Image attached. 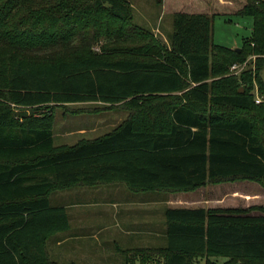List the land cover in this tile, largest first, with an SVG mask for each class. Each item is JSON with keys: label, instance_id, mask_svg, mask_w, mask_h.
<instances>
[{"label": "trees", "instance_id": "1", "mask_svg": "<svg viewBox=\"0 0 264 264\" xmlns=\"http://www.w3.org/2000/svg\"><path fill=\"white\" fill-rule=\"evenodd\" d=\"M232 13L253 18L239 50L214 43L207 13L175 12L160 45L128 0H0V264H79L49 252L70 227L67 209L50 204L57 191L264 186V102L252 92L256 82L264 98V0ZM252 55L255 69L229 74ZM82 101L122 103L129 115L101 136L55 145L53 109ZM253 209L264 211L168 207L165 246L120 252L125 264H264V214Z\"/></svg>", "mask_w": 264, "mask_h": 264}, {"label": "crops", "instance_id": "2", "mask_svg": "<svg viewBox=\"0 0 264 264\" xmlns=\"http://www.w3.org/2000/svg\"><path fill=\"white\" fill-rule=\"evenodd\" d=\"M169 39L165 38L167 45L170 43ZM63 105L90 109H85L87 113L72 115L70 119L64 117L61 123L62 140L58 144L53 131L55 145L70 144L71 138L76 142L85 137H97L101 130L110 125H119L128 113L121 106L122 103L82 101ZM102 105L110 106L106 108L112 111L111 120L100 116V111L97 112ZM112 106L115 107L111 108ZM157 196L159 195L156 193L131 191L121 183L76 187L51 194L50 204L65 207L70 221V227L54 235L50 241V244L53 242V249L50 247L51 257L60 262L115 264L116 253L125 259L120 249L165 246L166 209L199 206H178V195L177 201H174L176 204L167 205L168 202H164L167 197L159 200ZM200 199L212 201L206 197ZM200 199L196 201H202Z\"/></svg>", "mask_w": 264, "mask_h": 264}, {"label": "rangeland", "instance_id": "3", "mask_svg": "<svg viewBox=\"0 0 264 264\" xmlns=\"http://www.w3.org/2000/svg\"><path fill=\"white\" fill-rule=\"evenodd\" d=\"M133 8L134 20L133 22L140 27L147 29L151 32L154 38L159 42L160 45L166 44L168 37L173 31V14L178 11L184 12H201L207 13L214 17V28H213V40L215 44L227 46L230 48L241 47L252 34L253 18L251 16L241 15L232 13L242 5L244 0H128ZM105 41L93 46V51L101 52V45ZM154 44V43H153ZM131 46V42L128 43ZM167 45V44H166ZM156 48H159L157 44H154ZM150 56H155L151 55ZM252 61V60H251ZM251 61L249 66H251ZM249 67V68H250ZM230 75L231 70H230ZM256 84V82H254ZM263 97V96H262ZM62 107V108H60ZM106 105L99 107L97 112H101L100 116L105 119H112L111 109H107ZM115 106H112L113 108ZM85 109L89 107L79 106H57L53 109V124L52 128L57 136L56 143H60L62 140V128L61 123L64 121V117L70 119L72 115L87 113ZM28 116L35 115L44 116L48 115L52 109L42 108L33 111L31 108L23 109ZM129 113H127L126 118ZM110 117V118H109ZM22 119L21 117H19ZM125 118V119H126ZM124 119V120H125ZM114 128L110 125L108 128L100 131V135L109 132ZM109 129V131H108ZM106 130V131H105ZM105 131V132H104ZM103 132V133H102ZM98 137V136H97ZM88 137L85 139H91ZM95 138V137H94ZM83 139V138H82ZM81 140V139H79ZM78 140V141H79ZM73 138L68 145L77 143ZM62 145V144H59ZM125 186V185H124ZM76 188V187H75ZM146 193H156L159 196V200L166 198L167 205H173L177 202L178 195V206H191L198 205L199 207H205L210 209H226V208H241V209H252L254 206L264 207V186L256 181L250 180H236V181H224L220 183H209L197 190L187 192H165V191H152ZM154 195V194H153ZM153 197V196H152ZM212 199V201L205 202L203 198ZM202 201H196V200ZM164 205L161 203V207ZM261 210H252L253 214H264ZM48 242V248L53 249V242ZM57 253V251H55ZM55 253V254H56ZM51 254V252H50ZM117 257V264H125V259L122 256L115 254ZM55 258V256L53 255ZM225 258H217L218 264H223ZM115 263V264H116Z\"/></svg>", "mask_w": 264, "mask_h": 264}, {"label": "built area", "instance_id": "4", "mask_svg": "<svg viewBox=\"0 0 264 264\" xmlns=\"http://www.w3.org/2000/svg\"><path fill=\"white\" fill-rule=\"evenodd\" d=\"M256 59V55H252L249 56L247 59H245L244 61L241 62H234L231 66V74L232 75H240L243 71H245L246 69H248L250 66V61H251V66L254 65V61ZM253 94H254V100L256 103L260 104L264 102V98L262 97V95L259 92V89L257 87V84H254V88H253Z\"/></svg>", "mask_w": 264, "mask_h": 264}, {"label": "water", "instance_id": "5", "mask_svg": "<svg viewBox=\"0 0 264 264\" xmlns=\"http://www.w3.org/2000/svg\"><path fill=\"white\" fill-rule=\"evenodd\" d=\"M240 48L239 47H236V50H239ZM240 91H244V87H240L239 89Z\"/></svg>", "mask_w": 264, "mask_h": 264}]
</instances>
